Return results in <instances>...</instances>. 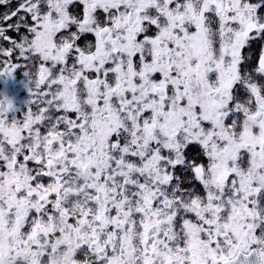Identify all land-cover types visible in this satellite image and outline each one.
Here are the masks:
<instances>
[{"label":"snow or ice","instance_id":"snow-or-ice-1","mask_svg":"<svg viewBox=\"0 0 264 264\" xmlns=\"http://www.w3.org/2000/svg\"><path fill=\"white\" fill-rule=\"evenodd\" d=\"M0 8V76L35 68L21 120L0 99V264H264V0Z\"/></svg>","mask_w":264,"mask_h":264},{"label":"flooded vegetation","instance_id":"flooded-vegetation-1","mask_svg":"<svg viewBox=\"0 0 264 264\" xmlns=\"http://www.w3.org/2000/svg\"><path fill=\"white\" fill-rule=\"evenodd\" d=\"M20 0H11V6L15 8ZM78 3V0H77ZM7 8H0V13L7 11ZM78 9L76 7H71L70 11L76 12ZM26 30L21 28L20 33L14 31H9L7 35L11 38L19 40L20 34H23ZM94 37L90 34H86L78 42L80 45H84L86 41H92ZM262 46H264V40L256 39L251 42L249 47L242 50V55L249 58V62L245 65L248 68L255 67L258 63V57ZM11 47L10 43L0 39V48ZM8 59L3 55H0V71L3 70L5 60ZM11 62L21 65L18 69H15L10 76H0V99L10 100L12 102L13 108L5 114L7 122L11 123L14 119L21 120L23 115L29 107V101L32 98L30 95V81L25 75V72L30 71L35 73V68H33L28 62L19 58L18 50L13 52L11 57ZM28 66H25V65ZM33 110H36V105H33ZM200 148L198 145H190L185 150V155L189 160H195L196 162L206 163V158L200 155ZM176 175L180 177V182L184 188H194L195 191L202 194V186L199 185L198 181L193 179V174L191 171H185L182 166H178L175 169ZM175 183V181H174Z\"/></svg>","mask_w":264,"mask_h":264},{"label":"clouds","instance_id":"clouds-1","mask_svg":"<svg viewBox=\"0 0 264 264\" xmlns=\"http://www.w3.org/2000/svg\"><path fill=\"white\" fill-rule=\"evenodd\" d=\"M262 251H264V245H262V247L260 248V249H257V252L259 253V252H262Z\"/></svg>","mask_w":264,"mask_h":264}]
</instances>
